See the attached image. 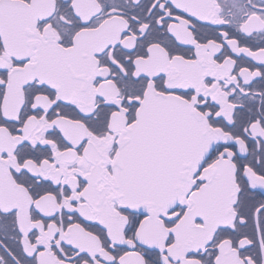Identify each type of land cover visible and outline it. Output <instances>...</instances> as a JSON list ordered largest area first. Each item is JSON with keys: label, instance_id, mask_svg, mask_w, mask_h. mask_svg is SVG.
Segmentation results:
<instances>
[{"label": "snow or ice", "instance_id": "obj_1", "mask_svg": "<svg viewBox=\"0 0 264 264\" xmlns=\"http://www.w3.org/2000/svg\"><path fill=\"white\" fill-rule=\"evenodd\" d=\"M0 264H264V0H0Z\"/></svg>", "mask_w": 264, "mask_h": 264}]
</instances>
